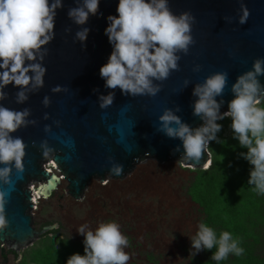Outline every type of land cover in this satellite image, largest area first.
I'll return each instance as SVG.
<instances>
[{
  "label": "water",
  "instance_id": "obj_1",
  "mask_svg": "<svg viewBox=\"0 0 264 264\" xmlns=\"http://www.w3.org/2000/svg\"><path fill=\"white\" fill-rule=\"evenodd\" d=\"M241 2L250 11L244 24L239 23ZM117 4L118 0H99V11L89 17V32L82 45L75 39L78 26L67 16L74 0H64V7L57 10L55 39L47 46L44 87L30 94L24 104L16 103L17 89L6 88L9 95L2 102L6 107L31 111L27 127L13 133L26 144L23 170L14 162L0 164V168L10 169L8 177H0V193H4L0 215L5 221L0 226V243L9 242L16 252L36 236L59 227L55 224L41 233L29 227L31 218L26 212L34 199L25 184L40 180L39 190L47 197L51 190L47 172H65L72 196L81 198L86 179L95 172L99 180L106 173L110 182L122 184L142 166L208 170L210 154L202 153L195 165L183 159L182 142L159 130V116L168 109L191 128L200 127L201 118L193 115L195 86L215 73L226 72L227 85L216 98L224 101L221 112H225L237 77L252 70L255 60L264 59V0H169L174 14L189 11L195 17L187 53H176L178 68L165 80H153V86L159 88L155 96L125 95L117 88L112 105L101 109L98 96L113 91L104 87L99 69L112 50L104 29L106 17L116 14ZM258 79L264 84V75ZM56 85H62L63 90L53 93ZM45 96L50 99L47 107L42 103ZM178 145L180 151H176ZM49 164L55 169L47 168Z\"/></svg>",
  "mask_w": 264,
  "mask_h": 264
},
{
  "label": "clouds",
  "instance_id": "obj_2",
  "mask_svg": "<svg viewBox=\"0 0 264 264\" xmlns=\"http://www.w3.org/2000/svg\"><path fill=\"white\" fill-rule=\"evenodd\" d=\"M63 7L64 0H0V164L14 162L17 169L23 170L26 144L22 137L13 136V133L22 126L27 127L31 111L12 109L2 102L9 95L6 91L9 85L17 89V104L26 103L30 94L44 87L47 46L55 39L57 10ZM98 11L99 0H74V6L68 8V18L78 26L75 39L82 45L89 32V17ZM240 11L239 23L244 24L250 11L243 2ZM106 21L104 34L112 50L107 62L101 65L99 75L104 87L113 91L98 96L99 107L104 109L112 105L117 88L125 95L155 96L159 88L153 86V80L167 79L170 71L178 68L176 53L181 50L187 53L195 17L189 11L174 14L169 0H118L116 14L108 15ZM262 75L264 59H257L252 70L239 75L232 84L233 99L225 112H221L224 101L216 98L222 96L227 85L226 72L215 73L195 86L193 95L197 99L193 103V115L202 120L198 128H191L168 109L158 118L159 130L171 139H179L183 159L194 165L200 162L202 153L208 154L211 141L220 142L217 133L223 125L218 121L230 118L233 138L241 148L247 149L240 153L251 165L247 183L254 185L260 194H264V107L260 106L264 102V84L258 79ZM62 90V85L51 89L53 93ZM42 103L49 106V97L45 96ZM180 147L178 145L176 151H180ZM120 170L116 168L117 175ZM9 172L8 167L0 168V177H8ZM3 202L4 193H0V212ZM4 223L0 215V226ZM77 231L84 237V254L73 253L66 264H128L131 259L125 251L129 239L118 222H101L94 230L85 223ZM190 242L189 256L194 258L201 251L215 248L210 259L217 264L229 254L238 256L244 251L231 232L222 231L217 235L205 222L198 224Z\"/></svg>",
  "mask_w": 264,
  "mask_h": 264
},
{
  "label": "rangeland",
  "instance_id": "obj_3",
  "mask_svg": "<svg viewBox=\"0 0 264 264\" xmlns=\"http://www.w3.org/2000/svg\"><path fill=\"white\" fill-rule=\"evenodd\" d=\"M218 123L220 142L211 141L208 149L212 169L142 166L122 184L92 179L80 200L67 195L63 180L48 199L33 202L31 211L34 229L58 223L59 230L14 256L3 247L0 264H66L73 253L84 254L79 226L94 230L107 221L118 222L129 239L128 264H217L210 259L215 248L189 256L200 222L217 235L231 232L244 249L219 264H264V194L247 183L251 165L240 156L247 149L233 138L231 119Z\"/></svg>",
  "mask_w": 264,
  "mask_h": 264
},
{
  "label": "bare ground",
  "instance_id": "obj_4",
  "mask_svg": "<svg viewBox=\"0 0 264 264\" xmlns=\"http://www.w3.org/2000/svg\"><path fill=\"white\" fill-rule=\"evenodd\" d=\"M211 162H212V161H210V162L208 163V165H210ZM208 165H207V167H208ZM50 167L53 168V169H55V167L53 166V164H49V165L47 166V168H50ZM207 167H206V168H207ZM47 173L50 175V182H51V190H50V194H49L47 197H44V196L41 194L40 190H39V187L42 185V182H41L40 180H30V181H28V182L25 184V189L30 191L29 196H30L32 199H34L33 202H36L38 199H42V200H46V199H48V198L52 195V193H54V192L58 189V186L61 185V182H62L63 180L66 182V185H65L66 193H67V195H68L72 200H80V199L82 198L83 193H82V195H81V198H77V197H75V196H72V194H71V189H70V185H69V181H68V177H67V174H66L65 172H47ZM92 179H94V180H98V181H101V182H102V181H105V180L110 179V178H109V176H108L106 173H104V178H103L102 180H99L98 172H95L93 175H91L90 177H88V178L86 179L83 192L85 191V189H86V187H87L89 181H91ZM31 183H35V186H36V187L33 188V189L29 188V185H30ZM33 202H31L32 207H30V208L27 210L26 213H27V214L30 216V218H31V221H30V223H29V227H30L34 232H39V233H41V232H42L44 229H46L47 227H49V226H53V225H55V224H57V225L59 226L58 223H51V224H48V225L42 226L39 230L34 229L33 226H32V217H31V211L33 210ZM58 229H59V227H57V228H52V229H49V230L43 232L42 234L36 236V238H35L33 241H31L29 244H27L26 246L30 245L32 242H34V241H35L36 239H38L39 237L44 236V235L48 234L49 232L57 231ZM3 246H7L8 250L13 254V256H14V254H17V253L19 252V250L21 249V248H19L18 251L16 252L15 249H10V248H9V246H10V245H9V242L0 243V250H1V251H0V254H1V255L3 254V250L1 249ZM26 246H25V247H26ZM23 248H24V247H23Z\"/></svg>",
  "mask_w": 264,
  "mask_h": 264
},
{
  "label": "trees",
  "instance_id": "obj_5",
  "mask_svg": "<svg viewBox=\"0 0 264 264\" xmlns=\"http://www.w3.org/2000/svg\"><path fill=\"white\" fill-rule=\"evenodd\" d=\"M214 166H215V164L213 163L212 166H211V169H212ZM49 233L52 234V233H55V232L52 231V233H51V232H49Z\"/></svg>",
  "mask_w": 264,
  "mask_h": 264
}]
</instances>
